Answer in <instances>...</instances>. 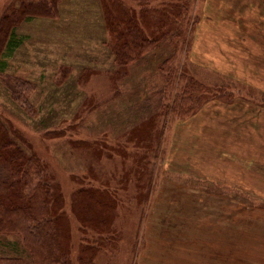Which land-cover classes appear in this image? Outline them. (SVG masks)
<instances>
[{"label":"rangeland","instance_id":"1","mask_svg":"<svg viewBox=\"0 0 264 264\" xmlns=\"http://www.w3.org/2000/svg\"><path fill=\"white\" fill-rule=\"evenodd\" d=\"M187 2L195 24L186 31V47L174 48L176 40L161 39L166 48L154 64L174 49L177 70L180 66L205 90L223 86L236 100L264 104V36L257 30L253 36L254 25H264L263 0ZM161 4L0 0V123L16 146L32 149L37 167L58 185L69 227V240L62 241L59 252L67 254L70 264H264V215L257 211L264 209V162L252 153L264 160V111L255 128H248L252 137L243 129L231 132L235 126L214 106L182 129L168 124L159 134L156 123L150 148H135L128 138L132 124L126 120L135 113L126 108L149 90L147 72L137 66L125 74L119 70L122 66L101 43V19L110 10L114 15L128 9L137 23L144 10L157 21ZM11 28L15 40L6 54ZM243 54L248 64L231 58ZM15 78L32 91L13 96ZM173 83L176 87L177 76ZM212 100L208 96L204 104ZM241 150L248 154L239 161ZM135 153L145 158L140 183L128 172L136 165ZM242 163L244 170L238 167ZM198 168L203 177L189 172ZM222 169L225 180L214 175ZM241 174L249 177L250 189L238 192L231 183L241 182ZM175 182L217 194L195 193ZM94 196L107 204L104 215L108 212L107 223L97 230L83 220L84 213H103L84 209ZM8 239L0 238V244Z\"/></svg>","mask_w":264,"mask_h":264},{"label":"trees","instance_id":"2","mask_svg":"<svg viewBox=\"0 0 264 264\" xmlns=\"http://www.w3.org/2000/svg\"><path fill=\"white\" fill-rule=\"evenodd\" d=\"M161 1L162 4L158 7L162 10L157 12L159 19L157 21L152 19L155 18L154 15L144 10L137 23L136 15L128 9L114 15L110 10L106 17L101 19L104 27L101 28L104 32L101 43L107 54L113 55L114 62L122 66L119 70L125 74L128 68L137 66L136 69L140 68L137 69L140 73L147 72L144 83L149 84V90L146 91L145 96L141 98L138 96L126 108V111L133 110L135 113V117L126 120V123L132 124L127 134L136 144L135 148L151 147L157 137L152 136L153 126L156 123L159 124V134H161L167 129L168 124L177 123L178 129L191 125L199 116L208 112L206 109L208 107H219L220 112L230 108V111L236 112V107L227 106L233 104L235 100V96L228 88L222 86L205 90L194 81V78L186 75L180 66L177 70V64L174 62L176 50L172 49L165 60L158 62V66L154 64L156 56L164 54L166 48V44L161 39L176 40L178 44L174 45V48L186 47L185 43L188 42L186 31L192 30L195 24L194 17L189 14L191 5L189 6L187 1L190 0ZM38 14L48 15L46 11H38ZM144 28L148 29L147 33L144 32ZM9 32L7 40L9 37L10 39L6 54L13 48V40H15L13 29L11 28ZM149 53L151 55L147 58ZM176 76L175 87L173 81ZM65 78L66 72L59 81L62 82ZM15 79L18 81L14 83L13 96L21 98L27 91H32L31 87L25 89L23 80ZM182 80L185 81V86L180 88ZM203 91H206V95L200 96ZM116 93L117 89H114V94ZM208 96L213 100L204 104ZM138 155L136 153L131 155L136 165L128 172L130 176L137 175L136 178L140 183L144 182L142 178L145 174L143 172L145 158ZM181 158L184 160L183 157ZM38 159L32 149L26 152L16 146L8 129L0 123V238L8 239L13 236L16 240L8 239L10 243L5 240L0 244V264H70L67 254L59 252L62 241L66 243L69 240V227L61 213L64 199L57 188L58 185H52V179L46 175L44 168L37 167ZM198 171L203 173L200 168L189 172L196 177H203ZM216 176L219 178L220 173ZM33 180L38 182L32 184ZM176 184L192 189L195 193L217 194L207 188ZM89 201L91 205L89 207L85 205L84 209L90 211L92 208L91 210L97 211L100 208L103 213L92 216L88 211H84L88 213H84L87 218L83 220L93 222L94 229L97 230L100 223L104 226V222L108 221V212L105 211L107 214L104 215L103 210L107 209V204L95 196L89 198ZM101 217L103 221L99 222ZM182 253L187 254L186 251ZM194 254L208 255V253L196 252Z\"/></svg>","mask_w":264,"mask_h":264},{"label":"crops","instance_id":"3","mask_svg":"<svg viewBox=\"0 0 264 264\" xmlns=\"http://www.w3.org/2000/svg\"><path fill=\"white\" fill-rule=\"evenodd\" d=\"M263 5H260V10L261 12H264V9L262 8ZM258 27V29H257ZM257 30L258 35H263L264 36V25H254V29H253V36L255 37V32ZM253 54L254 57L257 55V53L253 50ZM259 102H262V100L260 99H256ZM230 107H236V112H232L230 111L231 109L228 108L226 110H222L221 113L224 115V117L230 121L231 124H233L235 126V129L231 132H235L238 130H247V133L250 134V137H252L253 132L251 130H248V128H255L256 126V122H259V116L260 113L262 111H264V104L262 103H258L255 102L253 99H238V100H234L233 104L231 105H227ZM222 107H225V105H222ZM236 114V115H235ZM227 141V140H226ZM226 141H224L223 143H225ZM251 147V143H249L248 148ZM252 147L253 144H252ZM252 153L255 155V160L256 161H260V162H264V160H262L261 158H259V156L252 151ZM247 152H244L241 150V152L238 154V160L240 161L242 158L244 159L247 156ZM228 165H232V163L228 164ZM238 167H240L241 169L244 170V165L239 164ZM224 170L222 169L220 171V176L219 178L222 180H225L226 178H223L224 175ZM210 175V174H208ZM216 178H218L216 176V174H214ZM255 176V175H253ZM227 181H230L227 179ZM232 182V181H231ZM232 186L234 187L235 190H237L238 192H242L245 191L244 188H249L250 189V185H249V177L245 174H241V182L239 183H231ZM246 193H250L249 191H246ZM223 199H225V197H222ZM222 199V200H223ZM236 201V200H233ZM257 211L261 214L264 215V209H257Z\"/></svg>","mask_w":264,"mask_h":264},{"label":"bare ground","instance_id":"4","mask_svg":"<svg viewBox=\"0 0 264 264\" xmlns=\"http://www.w3.org/2000/svg\"><path fill=\"white\" fill-rule=\"evenodd\" d=\"M220 35H224L225 33L224 32H220L219 33ZM231 58L233 59V60H236L237 58L240 60V61H243V62H245V64H248L249 62H248V58H247V56L246 55H244L243 54V56H236V55H233V56H231Z\"/></svg>","mask_w":264,"mask_h":264}]
</instances>
